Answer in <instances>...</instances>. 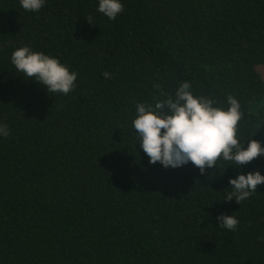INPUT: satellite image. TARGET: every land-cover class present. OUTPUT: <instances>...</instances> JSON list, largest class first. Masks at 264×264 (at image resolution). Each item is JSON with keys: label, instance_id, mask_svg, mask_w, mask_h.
<instances>
[{"label": "trees", "instance_id": "trees-1", "mask_svg": "<svg viewBox=\"0 0 264 264\" xmlns=\"http://www.w3.org/2000/svg\"><path fill=\"white\" fill-rule=\"evenodd\" d=\"M120 2L113 21L99 0H46L39 12L0 0V264H264V184L225 201L230 179L264 175V155L203 175L165 169L132 128L136 104L174 99L187 81L225 110L234 95L238 139L264 148V0ZM21 47L78 73L74 90L47 92L17 71Z\"/></svg>", "mask_w": 264, "mask_h": 264}, {"label": "clouds", "instance_id": "clouds-1", "mask_svg": "<svg viewBox=\"0 0 264 264\" xmlns=\"http://www.w3.org/2000/svg\"><path fill=\"white\" fill-rule=\"evenodd\" d=\"M46 0H20L21 7L29 12H39ZM98 12L115 21L123 12L120 0H99ZM92 23V18H87ZM11 62L17 71L35 83L43 85L47 92L70 94L74 90L78 73L57 59L43 52H33L29 47L15 50ZM105 79H111L108 72ZM227 109L216 106L212 99L193 94L192 85L182 82L175 92V98L155 103V106L138 103L136 117L132 121L137 142L150 163L159 162L165 169H177L189 163L203 175L208 168H216L217 162H232L240 168L264 155L260 142L250 139L247 147L238 139V126L242 119L241 104L229 94ZM167 108L168 113L161 115ZM9 135L8 126L0 125V136ZM230 189L225 201L242 204L256 193L258 185L264 184V175L259 171L239 174L230 179ZM220 228L236 231L239 221L235 216L220 215L216 218Z\"/></svg>", "mask_w": 264, "mask_h": 264}, {"label": "rangeland", "instance_id": "rangeland-1", "mask_svg": "<svg viewBox=\"0 0 264 264\" xmlns=\"http://www.w3.org/2000/svg\"><path fill=\"white\" fill-rule=\"evenodd\" d=\"M259 72L262 74V76L264 78V66L259 68Z\"/></svg>", "mask_w": 264, "mask_h": 264}]
</instances>
